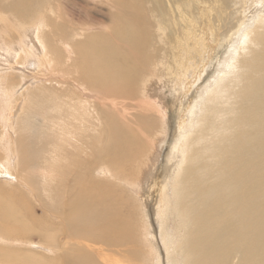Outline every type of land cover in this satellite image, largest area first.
<instances>
[{"label": "bare ground", "instance_id": "obj_1", "mask_svg": "<svg viewBox=\"0 0 264 264\" xmlns=\"http://www.w3.org/2000/svg\"><path fill=\"white\" fill-rule=\"evenodd\" d=\"M4 1L0 162L14 170L21 188L33 197L36 191L44 217L0 194V228L27 232L18 228L25 224L40 231L53 220L67 238L55 247L47 244L56 251V264H120L129 254L114 255L120 235L179 238L170 248L187 253L190 263L182 264H229L233 255L237 264H264V0H231L237 21L222 36L223 50L212 45L207 65L210 43L217 41L207 36L216 30L197 35L179 0L167 8L161 0H115L132 15L100 28L94 22L86 23L90 28H62L60 0H11L10 12L2 10ZM140 2L148 5L146 16ZM174 5L181 8L177 17ZM182 6L185 11L187 4ZM169 14L174 27L168 33ZM224 14L220 9V24L227 21ZM169 60L181 72L164 64ZM165 77L173 87L171 105L160 92ZM46 81L54 84L40 85ZM243 125L250 131L242 132ZM147 151L141 161L153 159L144 164L151 205L142 218L145 224L153 218L156 228L139 231L120 187L124 179L109 175L118 181L114 185L100 173L107 172V161L123 165ZM215 166L219 178L207 182ZM224 189L232 208L222 207ZM188 235L193 239L184 249L180 241ZM167 256L156 264H180ZM16 258L23 260L0 252V264ZM24 259L45 264L32 252Z\"/></svg>", "mask_w": 264, "mask_h": 264}, {"label": "rangeland", "instance_id": "obj_2", "mask_svg": "<svg viewBox=\"0 0 264 264\" xmlns=\"http://www.w3.org/2000/svg\"><path fill=\"white\" fill-rule=\"evenodd\" d=\"M161 1L164 4L165 8L168 7V2H173L172 0H161ZM204 1L211 4V6L206 7L207 3L203 2L202 0L198 6L194 5V2L192 0H179V2L181 3L180 6L182 8V13L184 14L187 13L186 15H191L194 21L196 22L197 26H195L194 29H196L197 35H206L208 33V30L212 28L216 30L215 33H212L211 35L208 34L207 36V39L210 42L215 39L217 40L215 44L210 43L211 53L210 51L207 53L208 54L206 56L207 63L205 64L207 65V64L212 63V59H213L212 57L214 56V48L212 45H215L220 49L219 44L222 43L223 41L222 36L225 35L226 32L231 28V27H228L230 25V21L232 23L237 21V12H231L233 9L231 0H219L218 4L220 5H218V8L214 7V5H217V4H214V0H204ZM10 3H14V2H12L11 0H5L1 7L2 10L9 11L8 7ZM182 4H187L185 11L183 9L184 6H182ZM147 6L148 5L146 3L140 2V9L145 12V16L147 12ZM57 8L59 10L58 18H59V22L61 23L62 28H66L70 26H81L84 28H90V25H87L86 23H91V22H94L99 28L101 27L99 24H102V26L109 27L112 24L111 18L115 19V17L120 18L122 16L123 19H126L127 16L132 15L131 10L126 11L123 5H119V8H118L115 0H60ZM181 8H179L178 10L175 7V5L170 8L172 9L175 15L174 17L178 16L177 12H180ZM83 9H84V12H83ZM220 9L222 10V12L227 11V15L224 14L227 18V21H224L221 24L218 21V18L221 17V15H219ZM168 10H167V13H168ZM234 17H235V20H230V19H233ZM165 22L169 24V28L167 29L169 33L174 27L170 14L165 16ZM169 43L170 42L165 41V44L163 45H165L166 48H170ZM179 49L180 48H178V51L176 52L181 53ZM223 49H220V50H223ZM167 52H168V49L165 50V56L167 59H170L167 56ZM208 57H209V60H208ZM164 64L171 65V68L176 69L178 73L181 72V70L178 71L176 67V64H178V62L176 61L169 60V61H166ZM259 72L262 75L261 71ZM153 77H155V75H153ZM162 80L165 82V83L161 82V86H160L161 88L160 92L165 97L163 101H165L167 105H171L173 97L170 91L173 89V87L171 84H169L170 81L166 77L163 78ZM166 82H168V84ZM50 84H54V83L50 81L40 83V85H45L47 87ZM179 92L180 91H178L179 96L177 99V103H179L182 99V94L181 92L179 94ZM176 124L178 125V121L176 122ZM242 129H241L242 132L244 131L245 133L250 131V127L247 125H243ZM147 154L149 155L150 152L147 151L146 153L141 155L139 158L131 159L127 163H124L123 165H118L116 161H114V165L113 164L110 165L109 161H107L104 163L105 165L108 166L107 172L100 173V178H102L106 182L114 183V185L117 184L118 181L116 182V180L109 177V175L114 174V176H120L121 178L124 179V183H121L120 187H121L122 192L124 193L123 194L124 199H128L129 201L128 205L133 208V216H134L133 223L140 226L139 231H141L142 229L150 230V229L156 228L153 218L148 216L147 224H145V221L142 218V209H144L145 207L148 208L151 205L150 203H146V195H148V191L146 192V189H147L146 184L148 183V181L146 180L147 168L146 166H144V164L145 162H147L149 165H151V162L153 161V159H148L147 161L146 160L141 161V159ZM251 155L253 154L252 153L249 154V156ZM11 160L13 162L15 161L14 158H11ZM216 169H218L217 166H215L212 169L210 176L207 178V182L215 181L216 179L219 178V176L217 178L213 176V173ZM11 171L14 172L13 169H11L10 171L7 170L6 165H3V163H1L0 165V194L5 195L6 198L15 197L14 205L16 206L25 205L31 210H34L38 215H42L44 217L43 210L39 207V205L36 202V199H37L36 191L33 190L34 192V197H33L30 194V191L21 188L19 184L13 178V174L11 173ZM27 181H30V180L28 179ZM132 184H135L136 186L138 185V187L132 188L131 187ZM140 185H142L143 188H139ZM18 195H22L25 198V200L17 199ZM221 196H222V201H221L222 207L225 204H227V207L232 208L231 194L229 193V190L224 189L221 193ZM21 216L25 217L26 215L21 213ZM169 217H170V223H169L168 231L173 232L175 231V224L172 221V217L171 216ZM54 224H58V223L54 222ZM22 227L29 228V230H26L27 232H21V229H16L15 232L9 233L8 231L5 232L4 229L0 228V238L2 239V240L0 239V252H5L10 256L23 258V260L21 258H16V259H20V262L14 261L16 260L14 259L13 262H9V264H24L25 255L29 254L30 252L34 254L38 262L45 263V264H56V260L58 258L57 256H55L56 251L50 249L47 246V244L49 243L52 247H55L57 245H61L67 238L65 237L63 233H59L60 231L58 232V229L54 227L53 220L48 219L46 227H44V230H40V231L38 230L36 231V226H29L25 224H20L18 228H22ZM190 229L192 231V227ZM12 235L17 236L19 238L18 240L20 241V244L18 245L13 244V241L15 238H13ZM120 237H121V241L117 244H114V255H116L117 257H120V255L124 251H128L129 253L128 256L125 258L126 260L120 264L162 263L166 261L168 257L167 255H170L171 258L175 262L177 261L180 264L190 263V260L187 257V253L181 254L178 251H176L174 248L175 243L179 238H174V239L158 238V239L150 241L148 238L152 236H145V237L138 238V237H134L131 235H120ZM8 238H13V239L11 240ZM22 239H25V240L23 241ZM192 239H193V236L188 235L185 238V241H183V239L180 241V244L183 243L184 249H189ZM138 242H140V244L136 245V243ZM143 245L147 250H149L150 248H152V250L143 251L142 250ZM171 245H173L174 247L170 248ZM166 246L169 247L170 249L167 250ZM42 247H45L47 249L44 250L45 248H42ZM137 250L139 251V254H135V251ZM237 262H238V255H233L229 260V264H237ZM5 264H8V263H5Z\"/></svg>", "mask_w": 264, "mask_h": 264}]
</instances>
